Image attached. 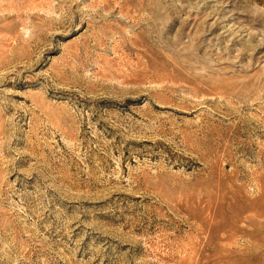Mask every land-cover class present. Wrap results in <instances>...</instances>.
<instances>
[{"label": "rangeland", "instance_id": "1", "mask_svg": "<svg viewBox=\"0 0 264 264\" xmlns=\"http://www.w3.org/2000/svg\"><path fill=\"white\" fill-rule=\"evenodd\" d=\"M0 264H264V0H0Z\"/></svg>", "mask_w": 264, "mask_h": 264}]
</instances>
